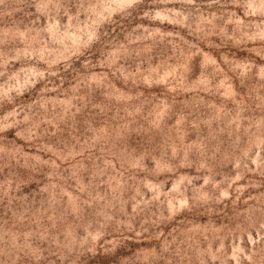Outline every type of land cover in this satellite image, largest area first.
I'll return each instance as SVG.
<instances>
[{
  "label": "rangeland",
  "instance_id": "obj_1",
  "mask_svg": "<svg viewBox=\"0 0 264 264\" xmlns=\"http://www.w3.org/2000/svg\"><path fill=\"white\" fill-rule=\"evenodd\" d=\"M0 73V96L15 97L0 119L39 101L52 134L34 144L5 133L6 173L52 156L77 180L64 197L73 215L85 195L106 198L92 176L114 195L128 168L147 162L159 178L136 177V192L141 208L163 202L162 231L134 233L124 244L135 257L117 264H156L153 245L166 244L171 264H264V0H8ZM0 185V264H60L57 245L77 240L71 264L128 253L70 228L53 236L26 186L10 173Z\"/></svg>",
  "mask_w": 264,
  "mask_h": 264
},
{
  "label": "clouds",
  "instance_id": "obj_2",
  "mask_svg": "<svg viewBox=\"0 0 264 264\" xmlns=\"http://www.w3.org/2000/svg\"><path fill=\"white\" fill-rule=\"evenodd\" d=\"M7 2L8 0H0V6L5 5ZM14 2L27 3L28 0H14ZM31 2L35 4L37 0H31ZM51 2L52 0H49V3ZM187 2L191 3L192 0H187ZM71 3L72 0H67L68 5ZM0 75H3V73H0ZM14 99L15 97L10 98L6 94L0 96V109L6 103H13ZM13 111L17 115L20 113H23V115L20 119H16L10 113L7 119H0V142L7 140L4 134L11 129L16 130V136L23 137L34 144H40L41 137L52 135L47 132L46 128L41 127L42 125L51 124V119L48 118V110L44 104L35 101L27 112L23 107L17 109L16 105L13 104ZM39 151L43 153L44 148H40ZM14 158L9 157L6 160L5 155L0 151V175L10 173L13 185L17 187L26 186L27 190L22 192L21 195H27L40 205L43 211L42 218L53 236H63L65 229L70 228L78 236L84 237L90 247H95L97 242L102 241V246L111 245L113 249L118 245L128 248L127 254H121L116 260L112 261V264H117V261L131 260L135 257L138 250L134 251L131 245L124 244V241L129 238L136 239L134 233L139 232L141 236L147 233L146 238L152 240L160 235L162 231L160 226L167 219L164 215L163 202L157 201L152 204V207L157 209L156 211H152V207L141 208L137 203L140 194L136 192V188L139 187L136 177L147 176L149 179H159L149 174L154 170L148 167L147 162L143 173L131 168L125 170L124 183L127 187L122 195H114L108 191L104 176H92L89 180L92 191H104L106 198H102L101 202L97 203L94 195H85L81 199L80 214L73 215L67 207L68 202L64 199L67 195L65 189L74 190V185L77 183L74 174L69 169H65L62 165H50L48 161L52 160L53 157L49 156L33 167L17 168L15 170L9 168L6 173L7 163ZM140 183H142V180ZM33 185L35 186L33 187ZM0 187L3 186L0 185ZM33 193H36L34 197ZM141 203L147 204L149 202L141 201ZM89 204H91V207H89ZM184 208L192 214L199 211L195 201L186 203ZM85 232L88 233L87 236L84 235ZM93 233H96V235H93ZM80 243L79 240L75 243L71 241L69 243L61 242L57 245L53 255L60 261V264H71L72 253L78 249ZM153 247L156 252L154 257L156 264H171L170 245L166 244L164 248H160L159 245H153Z\"/></svg>",
  "mask_w": 264,
  "mask_h": 264
}]
</instances>
